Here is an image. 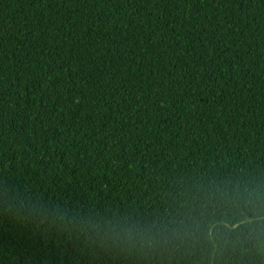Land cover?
<instances>
[{
	"label": "trees",
	"instance_id": "trees-1",
	"mask_svg": "<svg viewBox=\"0 0 264 264\" xmlns=\"http://www.w3.org/2000/svg\"><path fill=\"white\" fill-rule=\"evenodd\" d=\"M0 264H264V0H0Z\"/></svg>",
	"mask_w": 264,
	"mask_h": 264
}]
</instances>
